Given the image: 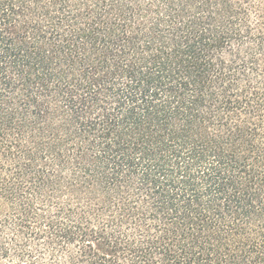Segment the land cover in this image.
<instances>
[{"label":"trees","instance_id":"16d2710c","mask_svg":"<svg viewBox=\"0 0 264 264\" xmlns=\"http://www.w3.org/2000/svg\"><path fill=\"white\" fill-rule=\"evenodd\" d=\"M0 264H264V0H0Z\"/></svg>","mask_w":264,"mask_h":264}]
</instances>
